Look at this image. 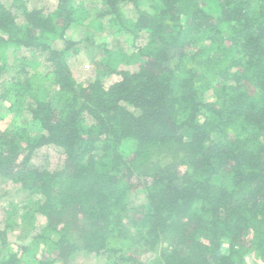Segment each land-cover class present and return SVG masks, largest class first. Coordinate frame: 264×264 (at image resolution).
Instances as JSON below:
<instances>
[{
    "label": "trees",
    "instance_id": "obj_1",
    "mask_svg": "<svg viewBox=\"0 0 264 264\" xmlns=\"http://www.w3.org/2000/svg\"><path fill=\"white\" fill-rule=\"evenodd\" d=\"M75 1L0 0V264H264V0Z\"/></svg>",
    "mask_w": 264,
    "mask_h": 264
},
{
    "label": "rangeland",
    "instance_id": "obj_2",
    "mask_svg": "<svg viewBox=\"0 0 264 264\" xmlns=\"http://www.w3.org/2000/svg\"><path fill=\"white\" fill-rule=\"evenodd\" d=\"M84 4V8H86L87 3L86 0H76L75 1V7L77 8H81L82 6L79 7V5ZM126 11L128 13V16H134L135 15V10L132 9L130 6L126 7ZM86 18L83 20L84 24H93L92 27H94L95 25H98V21H95L93 16H88L85 13ZM94 21V22H93ZM75 28H73V30H70V34L74 33ZM95 33V29L93 28L92 30L89 29L86 32V35L90 36H94ZM97 41L99 42H103L106 41L108 39L109 44L111 45H116L117 43L120 44L121 46H123L126 49H130L132 46L130 45V43L127 42L126 38L122 35H118V36H114V34H110V30L106 29L105 31L103 30L101 34L97 35L96 37ZM145 39V34H143V37L140 39V42H143ZM56 46L61 47L62 43L59 41L56 43ZM90 53H92V50L89 51ZM89 52H82L79 56H72L70 58V64L73 68L74 71V75L76 77V79L80 82H88L91 79V69L87 67V65L91 66V62H90V53ZM132 68V67H130ZM118 77L116 75L110 76L107 78L108 83H111L113 81H115ZM11 103L7 100H0V115H3L5 118L3 120H1L0 123V127L2 129H6L8 127L11 128H26V129H31L33 131L38 130L39 126L34 123L33 121H31V119L29 118L28 115H26L25 113L23 114H16V111H13L10 109ZM6 188V187H5ZM4 188V189H5ZM3 189V188H2ZM13 191V189H10V191ZM7 198V199H6ZM11 197L10 194H7V197L2 198L1 199V203H4V205L6 204V206L11 208V203L15 202L17 200L20 199V197L14 198ZM26 230L24 228H22L21 226L17 227L15 230L16 235L19 234H25ZM19 243V242H18ZM15 243L12 245L13 249L18 250L19 249V244ZM45 247H43L42 245L39 248V251L36 253V255H38L39 257L43 256ZM19 251V250H18ZM133 251L135 253H137L141 259L144 260H150L153 258L154 253L153 252H142L141 253V249L139 247L133 248ZM252 260V259H250Z\"/></svg>",
    "mask_w": 264,
    "mask_h": 264
}]
</instances>
